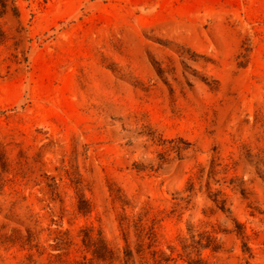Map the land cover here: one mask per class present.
<instances>
[{"label": "rangeland", "instance_id": "374dc122", "mask_svg": "<svg viewBox=\"0 0 264 264\" xmlns=\"http://www.w3.org/2000/svg\"><path fill=\"white\" fill-rule=\"evenodd\" d=\"M0 22V264H264V0Z\"/></svg>", "mask_w": 264, "mask_h": 264}, {"label": "trees", "instance_id": "16d2710c", "mask_svg": "<svg viewBox=\"0 0 264 264\" xmlns=\"http://www.w3.org/2000/svg\"><path fill=\"white\" fill-rule=\"evenodd\" d=\"M10 0H0V19L3 17L9 9ZM6 39V33L0 22V45L4 43ZM94 258L97 260H108L113 258V251L101 241V247L99 250L94 251Z\"/></svg>", "mask_w": 264, "mask_h": 264}]
</instances>
